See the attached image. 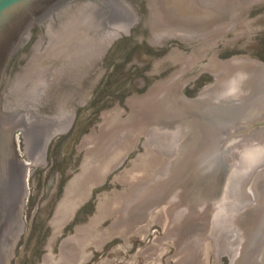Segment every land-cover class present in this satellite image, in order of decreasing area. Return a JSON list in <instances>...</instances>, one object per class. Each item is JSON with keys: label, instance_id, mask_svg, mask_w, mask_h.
<instances>
[{"label": "rangeland", "instance_id": "obj_1", "mask_svg": "<svg viewBox=\"0 0 264 264\" xmlns=\"http://www.w3.org/2000/svg\"><path fill=\"white\" fill-rule=\"evenodd\" d=\"M264 0L236 8L208 38L146 42L124 28L101 58V79L69 125L26 165L25 231L14 264H237L264 229V142L190 178L133 217L127 197L189 142V119L211 99L264 95ZM188 105L182 96L194 99Z\"/></svg>", "mask_w": 264, "mask_h": 264}, {"label": "water", "instance_id": "obj_2", "mask_svg": "<svg viewBox=\"0 0 264 264\" xmlns=\"http://www.w3.org/2000/svg\"><path fill=\"white\" fill-rule=\"evenodd\" d=\"M259 0H0V264H14L25 231L27 156L44 160L49 141L101 79L108 43L141 24L146 42L160 48L193 43L219 31L232 12ZM242 66L264 76V63ZM182 96L183 102L196 105ZM189 142L149 182L123 202L124 218L159 204L184 181L225 164L243 148L264 142V95L211 99L189 119ZM237 264H264V229Z\"/></svg>", "mask_w": 264, "mask_h": 264}, {"label": "bare ground", "instance_id": "obj_3", "mask_svg": "<svg viewBox=\"0 0 264 264\" xmlns=\"http://www.w3.org/2000/svg\"><path fill=\"white\" fill-rule=\"evenodd\" d=\"M26 166V165H25Z\"/></svg>", "mask_w": 264, "mask_h": 264}]
</instances>
